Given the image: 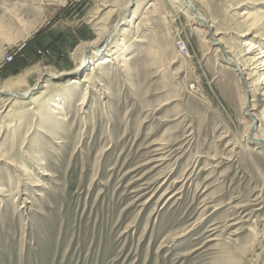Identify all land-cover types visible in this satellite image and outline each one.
I'll use <instances>...</instances> for the list:
<instances>
[{
  "label": "rangeland",
  "instance_id": "374dc122",
  "mask_svg": "<svg viewBox=\"0 0 264 264\" xmlns=\"http://www.w3.org/2000/svg\"><path fill=\"white\" fill-rule=\"evenodd\" d=\"M191 1L237 62L264 48V0ZM184 7L0 0V89L28 92L0 99V264H264V145L244 115L264 84L248 93ZM96 39L84 71L120 61L82 102L88 83L63 90Z\"/></svg>",
  "mask_w": 264,
  "mask_h": 264
},
{
  "label": "bare ground",
  "instance_id": "6f19581e",
  "mask_svg": "<svg viewBox=\"0 0 264 264\" xmlns=\"http://www.w3.org/2000/svg\"><path fill=\"white\" fill-rule=\"evenodd\" d=\"M172 1V0H171ZM180 2L181 3H183V5H185V7L182 9V11L181 12H184V14L185 13H189V9L191 8H193L194 9V13L193 14H190V16H191V19L193 20V21H195V22H197L199 25H203V26H205L208 30H209V33L208 32H206V33H208L209 35H210V40L211 41H213V43H215L218 47H217V51L219 52V53H221L220 55H221V57L226 61V60H228V61H230V65L231 66H233L234 67V73L238 76V78H239V80H241V82H242V85H244L245 86V88H246V91L249 93V92H251L252 90H251V87L253 86V84H252V82H250L251 83V85H250V83H248V81H249V76H251L252 77V75H257L258 76V80H257V83L259 84H264V48H262L261 46H258L255 42H253L252 40H247L245 43H244V46H246V49L244 50V54H242V58H243V60H241L242 61V63L241 62H237L235 59H233V57L231 56V55H229V53H228V50L224 47V45H223V43L220 41V40H218V39H216L217 38V35H218V33L217 32H213V33H210L211 31L210 30H212V25H208V23H207V21L202 17V15L200 14V12H198V10L197 9H195L194 8V5H193V3H192V1L191 0H180ZM106 4H104V6H105ZM127 5H128V2H127V4H126V2H125V4L123 5V3H121V4H119V6H117L119 9H121L120 10V14H119V16H118V18H117V23H116V25H115V27L111 30V32L110 33H107L106 34V36H105V38H103L102 39V41H104L107 45L109 44V43H111V41H112V39L115 37V31L118 29V27H119V25H120V22H121V20H120V17L122 16H124V11H125V9H126V7H127ZM107 7H111V8H116L114 5L113 6H106V7H104V8H107ZM137 12V8L135 9V11L133 12V15H135V13ZM97 23H99V21L97 22ZM96 23V24H97ZM130 23V22H129ZM95 24V25H96ZM255 25H257V24H255ZM97 26H99V25H97ZM251 26H252V24H251ZM96 30H100V32L98 33V36H100V34H101V32H102V30H103V28L102 27H98V28H96ZM256 30V29H255ZM247 32V31H246ZM249 33V32H248ZM126 34H127V30L125 31V32H123L121 35V37L120 38H118V46H116V49H120L119 50V52L121 51L122 52V50L125 48V46L124 45H122V44H120V43H123V42H125V39H126ZM245 35H248L247 33L245 34ZM97 39H100L99 37L97 38ZM95 40L94 42H92V43H86V44H84V45H82V48H80L79 50H80V52H78V54L79 53H81V59H80V61L78 62V65L76 66V69L74 70V73L75 74H77V73H80L82 70H83V67H84V64L87 62V59H85V57H84V55H88L89 53H93V54H95V53H97V51L95 50L96 48V44L98 43V41L99 40ZM114 40V39H113ZM116 41V40H115ZM136 42H137V39L135 40ZM116 44V43H115ZM125 44V43H124ZM106 45V46H107ZM108 47V46H107ZM112 48H109V50H108V52H112V50H111ZM114 49V48H113ZM115 49V50H116ZM78 50V51H79ZM258 52V54H256V55H254V52ZM117 52V51H116ZM109 53V56H104V55H102V54H97V55H95V56H93L94 57V60H93V64H91V66H89V67H87V69L84 71V74H83V77L80 79V78H78V76H75V77H73V78H70V79H68L67 80V82H66V85H67V88H65L63 91H64V93H69V92H67V91H70V90H72V89H74V88H77L78 87V85L80 84V82H86V83H88L87 84V86H86V88H85V90L83 91V93H82V102H84L86 99H87V95H88V87L89 88H91L90 87V84H89V82H90V79L92 78V77H95L96 75H97V73L98 72H100L101 73V71H103V70H105L106 68H107V66H108V64H110V63H112V62H114V60H119V55L117 56L116 54L117 53H114L113 55H111ZM132 55V54H131ZM84 57V58H83ZM86 58H88V57H86ZM92 58V57H91ZM122 59H121V61H128V60H130V57H129V55H127V56H125V57H121ZM120 61V60H119ZM119 61H116V63H118ZM226 67H229V65H226ZM263 68V69H262ZM246 71H249V72H247V73H245ZM263 71V72H262ZM262 72V73H261ZM70 73V72H69ZM73 73V74H74ZM64 75V73L62 74H60L59 76H63ZM59 88V87H58ZM75 90V89H74ZM93 91H94V89H93ZM30 92V91H29ZM27 93L28 92H26V94L25 93H23V94H17V93H13V92H10V90H8V89H6V88H1L0 89V99H3L4 100V98H7L6 100L7 101H11V100H13L14 98H18V97H25L26 95H27ZM44 93V92H43ZM90 94V93H89ZM35 99V98H34ZM41 99V98H40ZM36 100H37V98H36ZM46 100V99H45ZM44 100V101H45ZM38 101V100H37ZM49 101V100H48ZM48 101H46V103L48 102ZM42 102H43V100H42ZM4 103V102H3ZM2 103V104H3ZM34 103H36V101L34 102ZM41 103V102H40ZM45 102H44V106L46 107V105L48 104H46ZM42 104V103H41ZM257 104H259L260 106V108H261V111L260 112H258V110L257 109H254V104L252 105V108H251V110H245V112H244V115L247 117V119L250 121V128H251V133H250V138L251 139H255V140H258L261 144H263L264 145V133L263 134H261V135H259L258 134V130H260V129H264V115L262 116L261 114L262 113H264V91L259 95V99H257ZM35 105V104H34ZM43 105V104H42ZM56 107H58L57 109L59 110V113L60 112H62L63 113V111L65 110L64 108L65 107H63L62 106V104L61 105H56ZM49 109H50V107H48ZM38 109L40 110V108H39V104H38ZM56 109V108H55ZM31 110V109H30ZM41 110H42V108H41ZM44 110V109H43ZM46 110V109H45ZM44 110V111H45ZM57 110V111H58ZM43 111V112H44ZM55 111V110H54ZM32 112V111H31ZM35 112H36V110H35ZM46 112V111H45ZM48 113L49 112H47V115H48ZM58 113V114H59ZM34 114V113H33ZM38 115H39V113H37ZM37 114H35V115H37ZM43 114V113H42ZM54 114L56 115V112H54ZM61 114V113H60ZM43 115H45V114H43ZM42 116V115H41ZM46 116V115H45ZM37 117V116H36ZM47 117V116H46ZM39 118V117H38ZM41 118V117H40ZM48 118V117H47ZM60 118V117H59ZM58 118V119H59ZM57 119V118H56ZM41 120V119H40ZM44 120V119H43ZM42 120V121H43ZM257 123L259 124L258 126H257ZM255 128V130H253ZM264 131V130H263ZM58 143V142H57ZM252 150V149H251ZM259 155V154H258Z\"/></svg>",
  "mask_w": 264,
  "mask_h": 264
}]
</instances>
